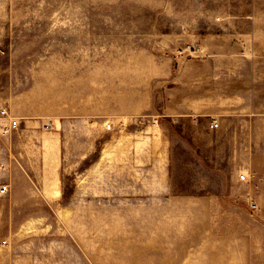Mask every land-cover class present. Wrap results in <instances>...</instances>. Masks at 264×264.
<instances>
[{
	"label": "rangeland",
	"instance_id": "374dc122",
	"mask_svg": "<svg viewBox=\"0 0 264 264\" xmlns=\"http://www.w3.org/2000/svg\"><path fill=\"white\" fill-rule=\"evenodd\" d=\"M239 12L0 0V264H264V25L205 44ZM178 87L211 111L174 120Z\"/></svg>",
	"mask_w": 264,
	"mask_h": 264
},
{
	"label": "crops",
	"instance_id": "0c3cea01",
	"mask_svg": "<svg viewBox=\"0 0 264 264\" xmlns=\"http://www.w3.org/2000/svg\"><path fill=\"white\" fill-rule=\"evenodd\" d=\"M264 16V15H263ZM217 21L215 25L216 32L210 39L205 40L209 51L217 52L215 47H229L247 45L251 43L254 30L263 26L261 14L251 12H239L233 14H224L219 17H213ZM250 38V41H248ZM185 87H178L173 90L171 104L169 106V116L174 120L176 118L195 117L203 112H210L211 107L207 108L203 100L196 96H189ZM218 121V119H217Z\"/></svg>",
	"mask_w": 264,
	"mask_h": 264
},
{
	"label": "built area",
	"instance_id": "2783aa9c",
	"mask_svg": "<svg viewBox=\"0 0 264 264\" xmlns=\"http://www.w3.org/2000/svg\"><path fill=\"white\" fill-rule=\"evenodd\" d=\"M14 126H17V122L14 121ZM219 124L217 121H213L211 124L212 129L218 128ZM245 176H242V179L245 180ZM7 192L6 188L1 190V194H5Z\"/></svg>",
	"mask_w": 264,
	"mask_h": 264
}]
</instances>
